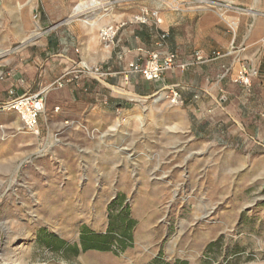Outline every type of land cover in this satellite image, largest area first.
Segmentation results:
<instances>
[{
  "label": "rangeland",
  "instance_id": "1",
  "mask_svg": "<svg viewBox=\"0 0 264 264\" xmlns=\"http://www.w3.org/2000/svg\"><path fill=\"white\" fill-rule=\"evenodd\" d=\"M92 1L0 0V264H264V0ZM172 9L216 14L248 90L204 109L81 67L114 46L104 26L165 37ZM63 69L89 105H46L37 131L4 107L60 91Z\"/></svg>",
  "mask_w": 264,
  "mask_h": 264
},
{
  "label": "crops",
  "instance_id": "2",
  "mask_svg": "<svg viewBox=\"0 0 264 264\" xmlns=\"http://www.w3.org/2000/svg\"><path fill=\"white\" fill-rule=\"evenodd\" d=\"M164 16L162 32H166L165 37L159 30L149 31L138 25L124 27L118 31L112 49L108 50L102 46L97 48V65L88 66L85 64L81 67L85 71L94 67L101 69L102 72L99 75L106 76L110 82L108 85L112 86L111 84H115L119 80L131 88L138 97L148 98L158 93L172 96L173 91H177L180 95L178 102L180 105L198 104L200 108L204 109L216 107L220 93H228L237 97L236 95L239 94L237 89L248 90L232 75L226 76L223 73L226 67L237 70L241 63L236 57L216 56L219 49H227L229 45L227 40L219 39L216 14L193 9L182 12L172 9ZM229 29V32H233L232 37H235L236 33L230 27ZM151 51H157L162 56L175 53L178 61L185 63L186 67L169 70L159 80H147L141 74L130 70L132 62L140 59L141 63H144ZM197 53L200 55V59L197 57ZM60 72L59 79L65 73L64 69ZM71 79L72 77L64 83L65 85L61 86L60 91L44 95L49 110L53 111L55 107L65 110L68 105L79 101L87 102L83 97L93 91L90 84L86 80L81 83L75 81L73 84ZM96 79L99 80V78ZM115 89L117 90V88ZM104 92L102 96L105 99L113 100L110 97L112 95L108 96ZM116 101L122 106L121 100L117 99ZM63 115L64 112L60 116Z\"/></svg>",
  "mask_w": 264,
  "mask_h": 264
},
{
  "label": "built area",
  "instance_id": "3",
  "mask_svg": "<svg viewBox=\"0 0 264 264\" xmlns=\"http://www.w3.org/2000/svg\"><path fill=\"white\" fill-rule=\"evenodd\" d=\"M119 29L120 25L116 23L104 26L99 32L101 41L106 46H110L114 43ZM197 57L199 59L201 58L199 54H197ZM185 67L186 64L180 63L175 53H168L167 55L162 56L159 52L151 53L144 63L135 61L130 64L131 71L141 74L147 80H159L165 72L174 68L184 69ZM96 72H99L98 68L96 69ZM240 79L244 83H249L250 75L243 72ZM63 82L64 81L62 79H59L51 86L54 84L57 86H63ZM44 92L45 91L21 94L8 100L4 107L17 111L20 114L24 126L29 130L37 131L40 116L46 108L45 96L43 94ZM179 100V93L177 91H173L171 102L178 103Z\"/></svg>",
  "mask_w": 264,
  "mask_h": 264
},
{
  "label": "bare ground",
  "instance_id": "4",
  "mask_svg": "<svg viewBox=\"0 0 264 264\" xmlns=\"http://www.w3.org/2000/svg\"><path fill=\"white\" fill-rule=\"evenodd\" d=\"M100 5H102V3L100 2V1H98V0H93L92 1V6L93 7H97V6H100ZM82 5L80 4V6L79 7H81ZM78 7V8H79ZM118 90V89H117ZM118 91H121V92H125L124 90H118ZM126 93V92H125ZM130 95H131V97H132V94L131 93H129Z\"/></svg>",
  "mask_w": 264,
  "mask_h": 264
}]
</instances>
